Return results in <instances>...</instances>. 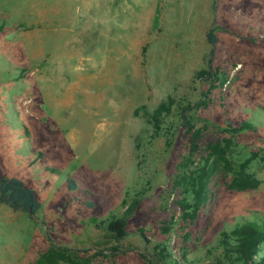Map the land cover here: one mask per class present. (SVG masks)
<instances>
[{
	"label": "rangeland",
	"instance_id": "1",
	"mask_svg": "<svg viewBox=\"0 0 264 264\" xmlns=\"http://www.w3.org/2000/svg\"><path fill=\"white\" fill-rule=\"evenodd\" d=\"M1 25L0 176L30 187L40 209L0 204V264L50 244L115 247L111 264H229L220 232L264 227V0H0ZM140 106L149 116L132 115ZM240 121L255 132L229 134ZM224 139L222 159L209 155ZM246 159L257 186L229 189ZM133 200L114 239L106 223Z\"/></svg>",
	"mask_w": 264,
	"mask_h": 264
},
{
	"label": "trees",
	"instance_id": "2",
	"mask_svg": "<svg viewBox=\"0 0 264 264\" xmlns=\"http://www.w3.org/2000/svg\"><path fill=\"white\" fill-rule=\"evenodd\" d=\"M15 29H26V25L18 23L14 25ZM2 25L0 26V30ZM208 43L214 44L215 37L208 33L206 35ZM259 40L264 42V29L261 31ZM204 74L203 71L199 75ZM222 75V74H221ZM225 81V76L221 77L218 82L222 84ZM168 104L160 103L150 114V120L154 130L158 129V124L162 114L168 112ZM142 111L145 116H149L144 111V106L136 108L132 115L135 116L137 112ZM184 125L187 127V131L192 130L187 118L182 117ZM255 132V127L246 121H240L236 125H227V132L231 135H237L242 132ZM199 136L198 130H193L190 136V154L196 147V140ZM224 145L220 147L218 144L210 146L208 148L209 155H214L216 158L222 159L225 154L230 141L228 139L223 140ZM250 159H246L239 166V170L232 177L228 183V188L233 190H252L254 189L258 181L251 175L245 172V167ZM201 181H199L198 190L195 192L193 202L189 206L191 211L188 215L189 222L195 218L196 211L198 210L201 197ZM67 190L73 191L75 184L70 178H66ZM0 204L7 206L12 212L24 213L28 216H33L39 209L40 203L36 199L34 191L26 186L22 181L10 177L3 178L0 176ZM137 200H133L122 212L119 218L111 219L106 223L105 230L114 239H120L125 236L126 220L131 216ZM141 234V231H140ZM143 236V235H141ZM264 241V227H260L253 222L246 220H240L229 227L228 230L221 231L219 234V246L223 259L229 264H264V256L258 254V246ZM108 253L102 251H76L68 250L61 247L50 244L45 249L39 251L37 255L27 264H111V262L104 263L107 259H110L116 254L115 247L107 249ZM81 254V255H79ZM84 255V256H83ZM100 261H95L97 258Z\"/></svg>",
	"mask_w": 264,
	"mask_h": 264
}]
</instances>
